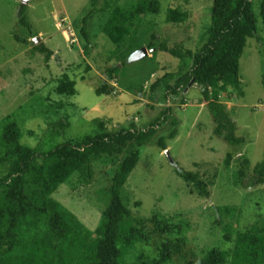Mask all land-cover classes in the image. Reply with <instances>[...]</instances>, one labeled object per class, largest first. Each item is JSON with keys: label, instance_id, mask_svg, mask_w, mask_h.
<instances>
[{"label": "rangeland", "instance_id": "1", "mask_svg": "<svg viewBox=\"0 0 264 264\" xmlns=\"http://www.w3.org/2000/svg\"><path fill=\"white\" fill-rule=\"evenodd\" d=\"M119 2L126 9L139 1ZM163 2L165 6L176 4L174 0ZM23 3L28 5L26 15L30 28L20 23L19 12ZM212 4L213 0L184 3V9L191 17L182 26L166 21L164 14L150 12L143 18L141 30L130 29L124 43L118 46L102 29L100 15L90 21V43L81 33L83 18L93 8L91 0H0V122L7 117L17 119L24 133V143L48 148L47 140L52 144L64 142L89 132L95 118H111L114 128H119L121 123L149 128L172 107V112L166 116H169L168 120L141 148L140 161L129 176L124 196L136 216L147 217L153 211L169 212L168 216H177L175 210L184 213L193 227L189 236L194 248L203 246V238H208L209 242L222 240L226 233L225 224H233L234 228L239 225L226 212L222 218L224 225H219L218 219L210 223L204 214L208 206H242L249 201L250 195V199L256 198L262 203L259 208L264 219L263 189L249 192L243 183H237L242 160L249 159L248 167L252 169L259 162L264 163V22L261 0L252 2L258 35L248 40L241 59L242 90L231 88L222 94V101L237 121V135L246 137L244 144L232 146L215 134L213 114L203 102L197 84L190 85L178 95L167 94L165 88L155 93L151 90L156 79L168 71H176L180 62L169 53L149 49L147 45L152 34L158 36V43L164 40L171 46L185 44L188 48H197L211 24ZM32 33L38 36L32 37ZM23 38L28 42H22ZM139 40L144 44L142 48H147V55L132 59L142 48L129 53V63L122 68L119 49L131 50L132 43L138 44ZM43 42L54 51L48 60L45 53L35 50L34 44ZM82 61L86 65H77ZM116 66H119L115 74L121 79L119 83L116 78L109 80L110 74L107 73V69ZM66 72L78 82L77 87L83 92L81 100L56 93L59 77ZM106 81H110L115 90L110 96L97 98L95 90ZM60 120L70 124L64 132L60 131ZM174 120H178L179 134L168 140L167 149L173 163L158 140L175 127ZM8 167V163L4 168L0 166V175ZM110 167L105 170L96 166L92 180L84 181L78 176L73 183L61 185L54 194L92 230L98 227L110 199L106 196V189L115 171ZM177 167L199 173L209 184L212 198L204 199L192 191L190 184L178 175ZM248 173L251 174L250 169ZM245 217L248 218L244 215L242 219L246 220ZM253 217L249 222L251 225L259 220L255 215Z\"/></svg>", "mask_w": 264, "mask_h": 264}, {"label": "trees", "instance_id": "2", "mask_svg": "<svg viewBox=\"0 0 264 264\" xmlns=\"http://www.w3.org/2000/svg\"><path fill=\"white\" fill-rule=\"evenodd\" d=\"M91 1L93 8L84 16L81 29L88 43L89 24L95 15L102 17V29L118 46L124 43L130 29L141 30V22L150 12L164 14L166 21L177 26L191 17L183 7L190 0H174L176 4L167 6L163 0H137L138 4L126 9L119 0ZM252 2L213 0L211 24L197 48H188L185 44L171 46L164 40L158 43L156 34H152L147 45L149 49L169 53L180 60L176 71H168L152 83V92L165 88L167 94L178 95L197 84L203 102L213 114L215 134L236 147L244 144L246 137L237 135V121L222 101V94L231 88L242 90L241 59L248 40L258 35ZM27 9L28 5L23 3L19 18L22 25L30 28ZM261 16L264 22V0H261ZM32 37L37 35L32 33ZM22 42L28 40L23 38ZM34 46L36 51L47 55V60L54 54L44 42ZM143 46L139 40L138 44L132 43L131 50L119 49L122 68L129 63V53ZM86 52L89 53L88 46ZM77 65L86 64L82 61ZM117 70L119 66L107 69V73L109 80L116 78L119 83L121 79L115 75ZM149 72L151 74V70ZM58 81L57 94L81 100L83 92L68 72ZM114 90L115 86L106 81L95 94L97 98L106 97ZM170 112L172 107L149 128H138L135 123H121L119 128H114L111 118H95L89 132L64 142L52 144L47 140L48 148L24 143V133L17 119L2 120L0 166L4 168L8 163L9 167L0 175V264H264V219L259 208L262 203L256 198L250 199V195L249 201L242 206H208L204 210L210 223L218 219L217 223L224 225L222 218L226 212L239 225L234 228L233 224H225L222 240L209 242L208 238H203V246L198 248L192 246L189 234L193 227L184 213L175 210L177 216H168L169 212L153 211L147 217L133 213L124 196L125 185L140 161L141 148L168 120L166 116ZM58 123L63 132L70 125L62 120ZM174 125L158 140L163 150L168 149V140L179 134L178 120H174ZM249 163L246 158L240 163L237 183H243L249 192L261 188L264 191V163L259 162L253 169L248 167ZM96 166L105 170L111 166L115 171L106 189L110 199L98 227L92 230L54 194L61 185L73 183L78 176L84 181L92 180ZM177 173L190 184L192 191L204 199L212 198L209 184L199 173L183 167H177ZM244 215L248 216L246 220L242 219ZM254 215L262 222L257 219L256 224H249Z\"/></svg>", "mask_w": 264, "mask_h": 264}, {"label": "water", "instance_id": "3", "mask_svg": "<svg viewBox=\"0 0 264 264\" xmlns=\"http://www.w3.org/2000/svg\"><path fill=\"white\" fill-rule=\"evenodd\" d=\"M36 41H37V40H36ZM147 53H148L147 48H142L140 51H138V52L133 56L132 59L142 58V57H144L145 55H147ZM193 81H194V80H193ZM166 152H167V154H168V156H169L171 162L174 163L172 157H170V151H169V150H166Z\"/></svg>", "mask_w": 264, "mask_h": 264}, {"label": "crops", "instance_id": "4", "mask_svg": "<svg viewBox=\"0 0 264 264\" xmlns=\"http://www.w3.org/2000/svg\"><path fill=\"white\" fill-rule=\"evenodd\" d=\"M38 36V35H37Z\"/></svg>", "mask_w": 264, "mask_h": 264}]
</instances>
